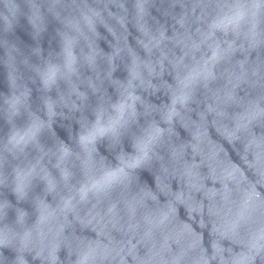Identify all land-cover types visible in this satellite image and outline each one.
Here are the masks:
<instances>
[{
	"label": "clouds",
	"instance_id": "obj_1",
	"mask_svg": "<svg viewBox=\"0 0 264 264\" xmlns=\"http://www.w3.org/2000/svg\"><path fill=\"white\" fill-rule=\"evenodd\" d=\"M113 2L121 14L106 17L52 0L58 50H34L30 82L12 65L0 185L11 180L16 203L0 200V259L264 264V0H169L164 20L158 0ZM30 8L47 31L40 4ZM6 9L11 31L21 6Z\"/></svg>",
	"mask_w": 264,
	"mask_h": 264
},
{
	"label": "water",
	"instance_id": "obj_2",
	"mask_svg": "<svg viewBox=\"0 0 264 264\" xmlns=\"http://www.w3.org/2000/svg\"><path fill=\"white\" fill-rule=\"evenodd\" d=\"M41 6V10L46 20L47 31L37 34L33 29L30 23L31 17V8L30 0H18L21 6V13L17 17L15 27L11 31H6L3 22V15L7 11L6 9V0H0V151L3 149L5 142V134L8 133L9 123L6 122V103L5 100L8 96L11 95L13 89L11 88L8 75L12 71V65H15V68L22 75L25 82H30L29 78L31 73L29 72L27 64L37 63L38 57L35 54V49L39 46H42L44 49L45 55L52 50H58L56 30L59 27L58 21L54 18L53 14L49 11V7L52 3V0H36ZM86 2L93 7H100L105 9V15L108 16L109 10L116 15L121 14V9L117 3H114L113 0H86ZM127 6L129 9L132 8V0H126ZM64 11L66 14H71L75 11V7L69 3L65 5ZM173 9L169 0H158L156 3L153 13L156 19L164 20L169 19L170 14ZM181 9L177 6L175 9L176 13H179ZM109 22L115 24V20L109 18ZM99 31L103 34V37L100 40V47L103 48L105 52H110V44L114 43L113 38L108 33L107 29L103 26H99ZM116 76L123 79L126 76V72L121 67L120 70L116 72ZM33 108H39V101L36 96V92L33 91ZM18 123L23 124V118H18ZM60 136L64 139H68V132L65 130V127H60L57 129ZM104 150L103 148L101 149ZM8 172L9 177H11V168L14 166L17 161L12 157H9ZM147 175V173H145ZM39 187L37 191L42 188V185L39 184V181L36 182ZM11 180L7 185H0V200L7 196L13 204L16 203V197L12 194ZM31 214V219H35V213L30 204H24ZM15 216L13 212H9L7 223L12 226L14 225ZM5 221L0 220V227H3ZM5 249H0V252H5ZM7 255L12 256V252L8 251ZM61 257H65V252L61 251ZM264 255V254H262ZM0 264H5V262L0 259Z\"/></svg>",
	"mask_w": 264,
	"mask_h": 264
}]
</instances>
